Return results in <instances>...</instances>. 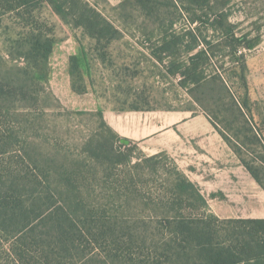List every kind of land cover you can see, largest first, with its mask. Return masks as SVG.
Returning a JSON list of instances; mask_svg holds the SVG:
<instances>
[{"label":"trees","instance_id":"trees-1","mask_svg":"<svg viewBox=\"0 0 264 264\" xmlns=\"http://www.w3.org/2000/svg\"><path fill=\"white\" fill-rule=\"evenodd\" d=\"M47 1L0 0V19L15 16L24 28L40 31L37 12ZM80 1L50 3L93 38L120 37L117 28ZM136 2L161 21L160 41L151 55L162 66L173 59L163 66L165 72L181 77L183 86L217 84L222 89L229 107L225 113L232 119L223 120L224 131L210 121L264 190V136L254 125L245 53L254 41L249 34H238L229 15L216 10V0H176L177 13H206V21L192 18L193 24L204 25L180 31L176 22L162 21L160 0ZM46 46L51 51L52 42ZM183 48L189 58L180 62L177 55ZM218 52L229 58L225 74L208 75L207 66ZM233 76L245 89L243 98L232 91ZM71 78L74 93L88 92L76 56L71 57ZM26 100L20 87L0 79V264H264V219H220L211 213L199 186L167 153L131 166L112 161V146L103 140L88 150L101 170L80 161L61 164L35 147L32 137L40 136H31L33 112L18 109ZM96 115L112 141L122 147L132 144L105 123L102 111ZM259 148V163L248 162L246 155L259 153Z\"/></svg>","mask_w":264,"mask_h":264},{"label":"rangeland","instance_id":"rangeland-1","mask_svg":"<svg viewBox=\"0 0 264 264\" xmlns=\"http://www.w3.org/2000/svg\"><path fill=\"white\" fill-rule=\"evenodd\" d=\"M216 1V10H224L229 15L230 22L238 26V34H249L254 41V48L245 52L247 80L254 125L264 136V0ZM80 2L99 15L105 24L117 28L120 37H91L84 26L74 23V17H63L56 13L50 0L37 12L42 31L24 28L15 16L0 19V79L27 93L26 102L20 104L18 109L33 112L31 136H40L32 137L35 147L61 164L70 166L80 161L82 166L96 167L98 170L102 169L100 162L94 158L95 161L91 160L88 150L98 148L103 140L112 146V161L131 162L132 166L154 156L145 153L136 143L122 147L120 143L112 141L113 136L100 127L97 112L77 111L62 104L53 82L57 81L63 88L65 74L71 78L73 56L79 59L88 92L94 93L105 105L204 113L223 130V120L232 118L225 113L229 107L222 89L217 84L183 86L181 77L170 76L163 69L173 59H166L162 66L152 57L154 45L160 41L157 28L161 21L149 17L136 0ZM160 2L162 21L166 25L176 22L175 29L178 31L204 25L201 21L193 24L192 18L195 16H202L206 21V13L201 11L177 13L176 0ZM50 41L52 48L48 52L46 45ZM225 53H217L214 63L207 66L208 75L225 74L224 69L229 62ZM177 58L180 62L187 61L189 56L184 53V48ZM229 82L236 97L243 98L245 89L236 76ZM36 129L41 130L40 133ZM258 151L255 155H246L248 162L254 164L255 160H260L261 149ZM258 188L259 195L254 192V197L247 191L233 192L234 196L245 197L243 204L211 201V213L216 210L231 216L263 218L264 190L260 186ZM230 200H233L232 197Z\"/></svg>","mask_w":264,"mask_h":264},{"label":"crops","instance_id":"crops-1","mask_svg":"<svg viewBox=\"0 0 264 264\" xmlns=\"http://www.w3.org/2000/svg\"><path fill=\"white\" fill-rule=\"evenodd\" d=\"M60 85L53 82L65 107L91 113L102 111L103 120L120 138L138 144L150 155H170L188 178L199 186L209 204L211 201L243 204L244 196L233 195L237 191H247L251 197H254V192L259 195L258 183L244 170L206 114L105 105L92 92L84 95L74 93L69 74L64 76L63 88ZM213 213L220 219H256L221 214L216 210Z\"/></svg>","mask_w":264,"mask_h":264}]
</instances>
